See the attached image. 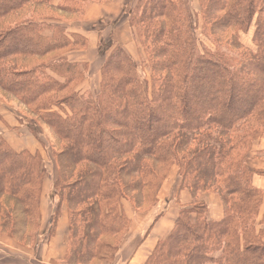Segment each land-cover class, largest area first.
Returning <instances> with one entry per match:
<instances>
[{"label":"trees","instance_id":"16d2710c","mask_svg":"<svg viewBox=\"0 0 264 264\" xmlns=\"http://www.w3.org/2000/svg\"><path fill=\"white\" fill-rule=\"evenodd\" d=\"M89 1L104 0H0V96L34 135L49 132L59 199L50 228L63 202L68 220L63 262H111L130 225L123 201L150 210L175 167L179 188L217 194L223 216L209 220L195 199L145 264H264L262 196L246 166L264 135V0H197L198 11L189 0H135L128 24L148 76L110 39L94 94L76 91L87 65L65 56L87 46L64 18ZM250 29L252 48L240 38ZM44 173L39 153L0 138L1 234L29 238Z\"/></svg>","mask_w":264,"mask_h":264},{"label":"crops","instance_id":"0c3cea01","mask_svg":"<svg viewBox=\"0 0 264 264\" xmlns=\"http://www.w3.org/2000/svg\"><path fill=\"white\" fill-rule=\"evenodd\" d=\"M59 2L60 0H51V5L56 7ZM134 3L135 0L89 1L82 14L64 18L68 32L87 39L84 50L70 51L65 55L70 63L87 65L84 80L76 87V91L94 94L98 90L100 69L105 59L102 43L111 39L114 45L122 47L135 62V57L143 54L128 24V10ZM19 110L17 104L8 103L0 96V138L14 152H37L42 157L41 132L34 135L27 128L26 119ZM246 166L254 171L251 185L262 196L256 225L258 229L264 230V135L253 145L247 156ZM179 185L178 170L173 167L158 192L157 203L153 208L137 212L129 203L124 205V213L130 221L129 229L113 260L104 264H145L157 242L172 230L180 210L189 207L195 199L206 205L209 220H221L223 204L217 194L198 193L193 196L189 190L180 189ZM53 211V207L50 211L43 205L40 207L43 229L36 232L31 243L19 244L0 233V264H65L63 261L68 237L66 210L63 208L51 229Z\"/></svg>","mask_w":264,"mask_h":264},{"label":"rangeland","instance_id":"374dc122","mask_svg":"<svg viewBox=\"0 0 264 264\" xmlns=\"http://www.w3.org/2000/svg\"><path fill=\"white\" fill-rule=\"evenodd\" d=\"M189 2H190V6H191L192 10L198 11L197 1L189 0ZM98 26H101V24H99ZM251 35H252V29H250V31L247 34L241 35V37H240L243 45L246 47H249V48H252ZM202 42L205 45L210 47L209 43L205 39H202ZM142 55L140 54V56L138 58L135 57V60H136V63L139 65L140 76L142 78H147V76H148L147 71L143 66H141V64L144 60ZM40 132H41V141H42V143H41V145H42V157H43V161H44V172L45 173L42 176L40 193L38 194V197H36V200H35L34 206H33V211H35V217H33L32 218L33 220L29 222L31 225H30V228H28L26 231V233L29 234V238L26 239V237L19 236L16 238V240L12 239L14 241H18L19 244H24L25 242H28L29 240H31L30 243L33 242L32 240L34 239L36 232L40 229H43V223H41L40 207L43 205L45 207V209H47V211H50L52 207L54 208V205L57 204L58 200H59L58 199V193L56 192V190L53 187L54 179L56 176V169H55L54 161L51 157V151H50V147H49L50 146L49 142H50L51 138H50V135L48 134L49 132L46 128H41ZM127 203L128 202L123 201L122 206L124 207V205H126ZM63 208L66 210V204L64 202L61 203V211L63 210ZM48 214H50V213L48 212ZM60 215H61V212H60ZM66 215H67V213H66ZM52 217H53V213L51 214V218Z\"/></svg>","mask_w":264,"mask_h":264}]
</instances>
